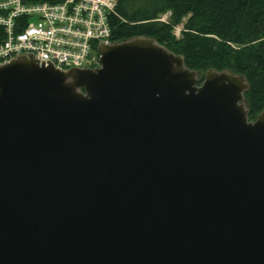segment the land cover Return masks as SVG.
<instances>
[{
    "label": "water",
    "instance_id": "1",
    "mask_svg": "<svg viewBox=\"0 0 264 264\" xmlns=\"http://www.w3.org/2000/svg\"><path fill=\"white\" fill-rule=\"evenodd\" d=\"M97 52L93 69L0 64V264H264L245 76L149 37Z\"/></svg>",
    "mask_w": 264,
    "mask_h": 264
},
{
    "label": "trees",
    "instance_id": "2",
    "mask_svg": "<svg viewBox=\"0 0 264 264\" xmlns=\"http://www.w3.org/2000/svg\"><path fill=\"white\" fill-rule=\"evenodd\" d=\"M115 13L112 42L154 38L191 70L242 74L250 84L249 120L264 109V0H117ZM166 13L169 23L159 22ZM181 25L175 40L173 29ZM3 38L0 28V44Z\"/></svg>",
    "mask_w": 264,
    "mask_h": 264
},
{
    "label": "built area",
    "instance_id": "3",
    "mask_svg": "<svg viewBox=\"0 0 264 264\" xmlns=\"http://www.w3.org/2000/svg\"><path fill=\"white\" fill-rule=\"evenodd\" d=\"M117 0H0V64L21 55L61 71L99 67ZM170 13L159 22L169 23Z\"/></svg>",
    "mask_w": 264,
    "mask_h": 264
},
{
    "label": "rangeland",
    "instance_id": "4",
    "mask_svg": "<svg viewBox=\"0 0 264 264\" xmlns=\"http://www.w3.org/2000/svg\"><path fill=\"white\" fill-rule=\"evenodd\" d=\"M166 14L163 15V17H165ZM185 22V21H184ZM182 30H183V26H177L173 29V36L175 38V40H179L181 38V34H182Z\"/></svg>",
    "mask_w": 264,
    "mask_h": 264
},
{
    "label": "flooded vegetation",
    "instance_id": "5",
    "mask_svg": "<svg viewBox=\"0 0 264 264\" xmlns=\"http://www.w3.org/2000/svg\"><path fill=\"white\" fill-rule=\"evenodd\" d=\"M252 121V120H251Z\"/></svg>",
    "mask_w": 264,
    "mask_h": 264
}]
</instances>
